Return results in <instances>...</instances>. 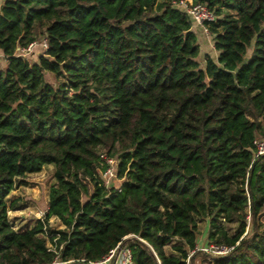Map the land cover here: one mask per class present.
<instances>
[{"label": "trees", "instance_id": "1", "mask_svg": "<svg viewBox=\"0 0 264 264\" xmlns=\"http://www.w3.org/2000/svg\"><path fill=\"white\" fill-rule=\"evenodd\" d=\"M179 1L0 0V264H89L127 235L131 264H194L199 220L234 246L210 264H264V0H193L217 17L215 55ZM36 29L48 49L15 56ZM101 152L119 186L100 183ZM49 164L42 219L15 230L7 196Z\"/></svg>", "mask_w": 264, "mask_h": 264}, {"label": "rangeland", "instance_id": "2", "mask_svg": "<svg viewBox=\"0 0 264 264\" xmlns=\"http://www.w3.org/2000/svg\"><path fill=\"white\" fill-rule=\"evenodd\" d=\"M43 38V32L41 30H35V41H40ZM202 44V42H201ZM212 38L207 37L206 45L202 44V51H205L207 48L208 52L214 54V49L211 48ZM211 48V49H210ZM40 54V51L34 52V54L29 56L30 62L36 61L37 56ZM215 55V54H214ZM250 55V52L246 56L247 59ZM202 56H199L201 61ZM5 64L0 60V67H3ZM45 80L52 85L56 86L57 81L54 76L45 73ZM258 139H262L261 136H256ZM106 146H101L98 148L99 151L104 150ZM54 166L49 164L45 165L40 172L27 174L26 176L20 178L14 189L7 196V204L15 202L17 205L16 209H9L7 212L8 220L12 227L15 230L31 228L35 225L38 219H42L44 212L47 208V201L50 187L54 183L53 177ZM89 193L91 192V187L88 185ZM87 196H82V201H85ZM259 222L261 225H264V209L259 217ZM49 226L54 229H63L64 226L59 219L56 217H51L48 221ZM223 226L228 231V235L234 236L240 231L239 224L234 221L231 223H224ZM252 232V225L250 223L249 216L247 217L246 228L242 236H249ZM207 233V221L199 220L198 221V235H197V246L205 245L207 243L206 238ZM214 243V242H210ZM46 244L49 247H53V244L50 246V241L48 236H46ZM208 244V243H207ZM173 245H178V241L173 239L169 245L165 248L167 254H172L173 251L171 247ZM194 264H210L209 257L198 255L195 259Z\"/></svg>", "mask_w": 264, "mask_h": 264}, {"label": "built area", "instance_id": "3", "mask_svg": "<svg viewBox=\"0 0 264 264\" xmlns=\"http://www.w3.org/2000/svg\"><path fill=\"white\" fill-rule=\"evenodd\" d=\"M178 4L184 8L190 20L200 26L202 32L205 35L211 36L209 33L208 24L212 21H215L217 17L211 10L207 8L205 4L194 3L193 0H180ZM36 48H38L40 51H45L48 49V42L44 36L40 41H32L25 46L17 47L14 51V55L18 57H29L30 55L34 54ZM0 60H2V63L5 65L8 63V58L2 53H0ZM254 146L255 156L264 154V141L262 139L256 138L254 140ZM99 164L100 168L98 169V176L100 183H102L106 188L113 185L119 186V182H117L116 179V157L109 156L106 153L101 152L99 154ZM52 235L57 234L47 235L49 241ZM132 236L133 235H127L123 237L121 241L111 248L103 258L96 262H89V264H131V250L128 244L124 243L123 240ZM53 240H55V238ZM52 244L53 243L50 241V246ZM47 247L49 249H54V246L49 247L47 245ZM233 248L234 246L217 243H208L200 246L196 245V247L189 252V256L195 251H201L205 253L207 257H223L227 255Z\"/></svg>", "mask_w": 264, "mask_h": 264}, {"label": "crops", "instance_id": "4", "mask_svg": "<svg viewBox=\"0 0 264 264\" xmlns=\"http://www.w3.org/2000/svg\"><path fill=\"white\" fill-rule=\"evenodd\" d=\"M192 29H193V31H194L195 34H196V38H197V42H198V44H199V46H200V52H201V54H204V53L208 52L207 48L205 49V51H202V44H203V45H206L207 37H210V36L205 35V34L202 32L200 26H198V25L195 24V23H193V25H192ZM201 42H202V44H201ZM212 43H213V41H212ZM211 48H213V44L211 45ZM211 48H210V49H211ZM37 50L40 51L38 48H36V49H35V52H37ZM208 53H210V52H208Z\"/></svg>", "mask_w": 264, "mask_h": 264}]
</instances>
